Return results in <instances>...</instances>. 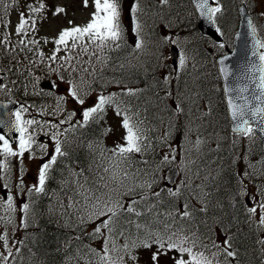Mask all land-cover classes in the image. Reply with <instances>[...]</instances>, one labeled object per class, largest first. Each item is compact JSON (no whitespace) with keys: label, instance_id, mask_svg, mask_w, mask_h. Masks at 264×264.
Segmentation results:
<instances>
[{"label":"snow or ice","instance_id":"obj_1","mask_svg":"<svg viewBox=\"0 0 264 264\" xmlns=\"http://www.w3.org/2000/svg\"><path fill=\"white\" fill-rule=\"evenodd\" d=\"M2 2V0H0ZM83 6H89V0H82ZM160 5L167 6L169 0H158ZM194 5L195 12L200 18L207 20L211 25H216L219 17L223 16L224 9L219 0H190ZM215 4V6H213ZM94 11L90 14V19L84 25H73L68 20V27L61 28L57 35L52 38L54 48L50 55L39 50V41L36 39L25 40L29 31H37V19L32 15H25L20 12L19 22L15 26V34L20 36L18 43L11 48L14 53L11 56L13 68L17 64H24L27 75H32V68L43 64L45 59L55 62H61L59 71L57 68L48 65L49 73H55L57 79L66 84L65 95L57 97V110L62 111V103L70 100L79 108H73L68 114L67 119H61L59 125L69 123L78 114L81 119L70 124L69 128H65L64 132L75 131L77 127L85 128L90 124H101L106 122L108 109L111 108L117 117H120L119 126L123 129V143H117L113 149H100V157L103 160L106 153L108 165L102 168V173H98L95 179L90 180L89 177L80 172H72L74 177L83 176V183L79 179L71 181L74 185L72 194L68 197V203L60 204L62 209L60 215L64 223L60 225L63 228L72 229L75 234L66 235L62 241H57L56 251H65L71 247L73 243L76 248L73 253L66 254L63 264H232L236 261L239 264V251L235 247L237 242L236 235H230L228 227L224 226L221 221L219 232L213 233L209 228L208 232L200 231V225L208 228L207 221L198 220L199 213H207L208 203L207 197L210 192L205 191L206 183L193 185V181L200 179V170L192 174V169L183 159L177 161L180 152L173 147L168 141L171 137L170 132H165L162 137L153 142L148 136V129L145 128V119L141 118L139 111H132L128 107H121L126 104L122 96H139L144 91L141 88H127L121 93H111L108 95L99 94L95 97L91 106L84 107L88 99H91L92 92L90 84L84 79V75L95 77L97 73L96 63L107 66L108 57L101 55L105 49H120L125 41V25L122 20L121 2L120 0H92ZM250 6V0H241L239 9L242 15H246ZM5 7H8L5 5ZM29 13H41L38 19L43 22L47 20L44 10L51 13L53 18L59 17L61 14L67 15L64 6L53 5L51 8L45 3H39L38 7H34L29 3L25 5ZM147 13L140 6V0L130 5V29L134 34V53H146L156 57V68H166L167 63H160L163 57V48L165 45H179V41L170 35L159 36L155 33V24L150 27L148 36L145 37L144 30L146 25L140 22V15ZM264 18V11L259 13ZM7 27V25H5ZM165 27L171 29L169 23ZM248 35L252 40L251 57L257 58L259 63L250 62L247 73H259L258 78L254 75H248L245 78L255 84L251 97L245 96L244 93L249 92L247 84L237 85L232 89H225V92H235L234 98L228 99V109L231 119L234 122L232 132L240 137L252 138L255 130L250 123L257 121L260 125L259 134L264 137V51L257 52V49H264V41L257 36V24L251 16H247ZM215 31L221 35V29L216 27ZM7 33L4 39L0 40V48L7 45ZM45 43L49 41L44 40ZM35 46V51L33 47ZM224 44L220 43L219 48H224ZM61 51L65 55H58ZM21 53L25 55L21 56ZM27 53H33L35 60L29 59ZM75 53V55H72ZM87 57V59H84ZM166 60L167 58L164 57ZM95 60L96 63H93ZM188 60L187 53L183 48L178 53L179 69L184 70ZM251 61V58H250ZM223 63V61H221ZM195 67V65H193ZM123 69L124 65L119 66ZM101 68V71H102ZM3 71V69H0ZM7 71L11 72L12 68ZM17 71H20L17 69ZM68 75L65 76L64 73ZM221 73L227 76V70L221 68ZM20 71V75H24ZM76 74V75H73ZM77 77L79 80H77ZM154 88L164 92L163 97L159 99H169L175 96L173 101V111L179 116L184 112V101L192 100L191 96L185 97L184 93L174 92L170 89V85L174 79L179 76H173V72H169L163 76H155ZM39 81V77L35 78ZM15 83V81H12ZM88 85V89H85ZM59 84L56 80L50 82V91L48 95H52L51 90L58 89ZM185 89H187V81H185ZM11 91L6 89L2 79H0V91ZM25 94H27V85L24 86ZM43 94V90L37 95ZM195 95V94H194ZM179 101V102H177ZM242 101V103H237ZM252 101H256L253 105ZM27 111L22 105L20 110L11 113L15 117L11 123L12 130L19 132L18 150L14 151L9 145V140L4 135H0V155L4 159H0V208L5 215L0 216V222L5 226L13 225V233L19 229H27L30 226V216L34 215L32 202L16 203L15 195L12 193V157H23L26 152H31L29 160H36L33 146L36 145L42 156L41 163L38 165L37 182L32 186L25 184L24 175L27 171L23 160L21 159L17 165L19 175L16 177L17 183L15 187L19 190V194L25 192L31 196L33 194H41L46 192V182L50 179V173L53 166L58 163V158L67 155L64 149V142L59 138L60 132L52 135L54 143L53 151L48 153V145L44 143L37 144L33 135L28 134V126L37 125L39 122L35 119L22 120L21 113ZM191 112V109H189ZM207 113H204L206 115ZM250 117V119L246 118ZM8 121L0 119V125L8 126ZM59 125L52 124L51 127L59 128ZM171 127V125H170ZM111 126L103 129V135L107 136L111 133ZM186 138V133H185ZM204 143L199 137L196 139L194 147L197 151ZM264 143V140H262ZM234 148L236 141H233ZM91 148L92 145L90 144ZM219 142L217 143V149ZM159 149V160L155 167H151L148 159H142L137 163H142L145 167H136L133 170V155L140 154L143 158L145 154L156 153ZM49 156L44 160L43 156ZM251 149L232 160V164L236 165L238 161L246 162L243 169L237 168L239 180L237 182V191L233 195L236 196L249 195L248 185L244 183L245 178L252 180L255 176H264V154L260 160L253 163L249 160ZM189 164H195V161H189ZM173 165H178V171L173 175H158L165 168L172 172ZM259 165V167H258ZM204 181H209V176H205ZM212 179H215L214 177ZM64 184L69 181L65 179ZM171 185V186H170ZM264 197V184L256 186L255 193L249 195L250 200H254L252 207H247L248 223L251 224V218L255 216L259 210L258 226L264 230V199H256V195ZM195 201V203H194ZM197 205H200L197 207ZM166 208L165 211H160ZM17 213H19V225H16ZM91 228L89 231L88 229ZM223 237V239H221ZM87 239L88 243H85ZM28 234L25 232L24 238H13L11 243L7 231L0 233V244L3 245V251L0 252V264H12L17 257L23 259L21 246L28 247ZM93 241H99V247L93 245ZM261 245V251L264 252V239L257 241ZM33 243H38V238L33 237ZM31 251V249H29ZM33 255H35L33 253ZM222 257V259H221Z\"/></svg>","mask_w":264,"mask_h":264},{"label":"trees","instance_id":"obj_2","mask_svg":"<svg viewBox=\"0 0 264 264\" xmlns=\"http://www.w3.org/2000/svg\"><path fill=\"white\" fill-rule=\"evenodd\" d=\"M17 1L19 2V0ZM132 1L134 2V0ZM143 1L141 0L140 5L144 12L147 13L146 16L157 12L153 14L154 19L150 20V22L143 14L141 15V17H145L142 18V24L146 25L143 33L145 37L148 36L150 31L148 26L153 24H155V33L157 35H166L163 27H165V21L167 24L169 18L167 20H159L160 14L158 10H149L148 5L144 4ZM182 1H184V4L179 9L184 10H179V15L176 12H171L172 14L175 13V17L179 21L175 19L169 20L172 27L171 29L168 28L169 35L176 37L182 48L188 53L190 64L187 69H179L177 73L179 79H174L169 86L177 94L184 93L185 97L191 96L192 100H195V103H192L191 100L184 101V112L182 114L178 116L173 111L175 96L172 100L159 99L158 97L164 96V92L153 87L155 76H163L170 71L173 72L168 65L167 59H164L166 57L165 54L161 57L160 63H167V67L156 68L155 56H150L146 53H134L132 51L134 34L129 27L130 23H124L126 29V42L124 45L120 49H105L101 55L109 58L107 63L109 69L112 68L111 65L116 66V72L113 69L114 79L110 82L112 85L122 88V90L127 88L144 89L139 96H122V99L126 101V104H122V107H128L132 111L140 112L141 118L145 119V128L148 129L147 134L153 142L162 137L166 131L170 132L171 137L168 142L180 152V155L177 156V161L183 159L191 167L192 174L197 169L200 170V179L194 180L193 185L206 183L205 191L211 193L206 198L208 203L207 213L197 214L198 220L204 219L208 225V228H205L201 224L200 231L206 233L210 228L215 234L219 232L220 222L222 221L224 226L228 227L229 234L237 236L235 247L240 253L238 257L239 264H264V252L261 251V245L257 242L259 239H264V230L258 226V220L255 216L251 218V224L247 222L248 214L246 208L249 206L244 196L237 195L235 200L233 199L239 180L237 168L243 169L246 162H244V165L241 164L242 167H240L239 162L233 166L228 164L232 159H236L243 152L249 151V149H251L250 161L257 162L264 153L259 146L256 149L253 146L249 148L247 143L246 146L239 144L236 136H232L229 133L220 84L213 64L214 57L210 54L205 55L206 57H197L202 52H206V47L211 43L199 35L196 30L194 14L192 10H188V1ZM32 2L33 0L29 1V3ZM49 2H52L51 5L55 4V0H49ZM123 2L126 1L123 0ZM128 4L129 2H126V5ZM225 12L226 16L223 17L222 22L230 26L236 19L235 10ZM179 16H187L186 21L184 23L180 22ZM84 59H87V57H84ZM93 63H96L95 60H93ZM137 63H140L143 67L138 68L136 66ZM121 64L124 65L123 69L119 67ZM200 64L203 66L201 70L198 69ZM96 68L95 77L84 75V79L90 84L91 91L94 89L99 91L101 82L111 75L109 70L105 71V75L104 73L101 74V64L99 63H96ZM64 75L67 76L68 73H64ZM185 81H187V89H185ZM85 87L89 90L88 85H85ZM169 101H172V104ZM189 109H191V112H189ZM204 113L207 114L204 115ZM100 137L103 138L104 135L101 128L97 125L90 124L85 128L76 129L69 141L64 144L67 155L58 158V163L53 166L50 179L46 182V192L31 196L26 192L22 194L23 203L32 202L34 215L29 218L32 226L26 230L19 229L16 233H13L14 226L9 225L11 228L8 230L10 243L13 238L22 239L25 232L28 234V247L21 246L23 259L21 260L18 256L12 264H63L66 254L74 252L75 243L67 249V252L56 251L57 241L64 240L66 235L75 234L72 229L60 227L64 223L60 215L62 211L60 204L68 203V197L72 194V188L74 187L71 181L79 179L83 183V176L74 177L72 172L83 170V175L89 177L90 180L95 179L98 173L103 174L102 170L100 172L97 171V167L100 166L101 162L102 167L108 165L107 156L109 154H106L102 160L100 153L87 148L82 141L84 138L87 141H95L100 139ZM198 137L204 141L199 151L194 147ZM78 139L80 141H77ZM233 141H236L235 148L232 146ZM218 142L219 148L217 149ZM250 142L254 145L253 141ZM257 145L258 143H256ZM98 154L99 157H97ZM142 159H148L152 162L151 167H155L159 160V149H157L156 153L149 152L145 154L143 158L140 154H134L133 170L136 167H145L142 163H137ZM189 161H195V164H189ZM176 171H178V165H173L172 172L165 168L158 175H173L175 178ZM18 175H12L11 184L13 186L18 182L16 179ZM205 176H209V181H204L203 178ZM213 177L215 179H212ZM65 179L69 181L68 184L63 183ZM3 183L5 181H0V184ZM13 191L19 194L17 188H14ZM199 206L197 205V207ZM165 210L166 208L160 209V211ZM16 215V225L18 226L19 213ZM2 226L5 228L4 224ZM88 230L90 231L91 228ZM34 236L38 238V243H33ZM85 243H88L87 239ZM92 243L94 246L99 247V241H93ZM232 264H236V261H233Z\"/></svg>","mask_w":264,"mask_h":264},{"label":"rangeland","instance_id":"obj_3","mask_svg":"<svg viewBox=\"0 0 264 264\" xmlns=\"http://www.w3.org/2000/svg\"><path fill=\"white\" fill-rule=\"evenodd\" d=\"M13 1L14 0H5V2L0 4V12H1V14H0V33L4 36L7 33V37H8L7 41L16 45L18 43L19 39L21 38L20 36L15 34V26L19 22V15L18 14L20 12H25L26 16L32 15L33 17L38 18L41 15V13H29L26 10L25 5L29 4L30 0H19L20 3L18 1L13 3ZM39 3H45L48 6V8H51L49 0H33V2L31 4H33L34 7H38ZM179 4L180 3L178 0H172V2H171L172 8H177L179 6ZM250 4L253 5L250 7L254 11L255 16L257 17V20L260 23L261 19L257 15V13L259 14L261 11H264V0H250ZM5 5H7L8 7H5ZM55 5L64 6L66 8L67 15L61 14L59 17L53 18L51 16V13L46 8L44 10V14H46L48 18H47V20H45L43 22H41L39 19L37 20V31L34 34V36L36 35L35 39L41 38V39H49L50 41H52V38L57 35L58 31L61 28L69 26L67 23L68 20H71L73 22V25H84L87 23V21L90 18L89 8L88 7L85 8L83 6L82 0H56ZM15 7L19 8V9H23V10L15 9ZM126 7L124 8V10L121 8L122 17H124L126 22H130V10H128V8H126ZM162 11L163 10L158 11V13L160 14L159 20L166 19L168 12L166 10V11H163V13H162ZM147 20H148V22H150V20H153V19L147 18ZM143 23H144V21H143ZM5 25H7V27ZM259 28L261 30H263L262 26ZM262 32L264 34V30ZM29 37H30L29 39H34L31 37V35H29ZM73 54H75V53H72V55ZM59 55H65V52L61 51L59 53ZM201 66L202 65L200 64L198 69L201 70L202 69ZM111 67L112 68L109 69L108 66H104L103 70H105V71L109 70V74H111L113 76L114 75L113 69L116 72V66L111 65ZM105 74H106V72H105ZM23 76H24V79H23L22 85L23 84L27 85V88H30V90L32 91L31 92L32 95H30V98L28 99V104H27L28 108H30V111L26 112L25 115L26 116L30 115L31 119H35L39 122L37 125H34V126L37 128L40 127V129H41L40 133L43 134L44 136L47 135L49 137V140H50L49 147H54L55 142L52 140V138H51L52 135H50V134L60 132L61 133V136L59 137L60 139L65 135L64 129H59V130H57L56 128L50 129V128H48V126L44 122L45 118L50 115V112L53 111V103L54 102L52 101L51 105L48 102H44V97H42L43 94H40V97H37L38 96L37 93H40L39 89L44 90L43 87L40 86L41 84L44 83V81H42V83H40L41 82L40 81L39 87L37 88L36 83L38 81L35 79L36 77H34V75H33V77H32V75L28 76L27 74H25ZM54 80H56L57 83L59 84V88L54 89L53 92H56L57 97L59 95H65V88L67 87V85L60 82L58 79H54ZM99 86H101V88L99 87V91L95 92V89L93 90L95 93L92 94L91 99L87 100L84 107L91 106L97 95H99V94L108 95V94L113 93L116 90L112 86V83H107L106 85H103L101 83ZM56 100H57V98H56ZM72 105H74L75 108H79L78 105H75L70 100H67V106L66 107L71 108ZM70 110L66 113V116H68V114L72 111V110L71 111ZM79 119H81V118L79 117V114H78L76 117L73 118V123H75ZM119 122H120V117H117L115 115L114 111L111 108H109L108 112H107V116H106V122L103 124H104V128L111 126L112 131L107 136H105L104 142H105L106 146L104 145V146H102V148H106V149L110 150V149H113L118 142L123 143L122 136L124 133H123V129L120 128V126H119ZM69 127H70V123H69ZM80 139L78 141H80ZM82 141L86 145L87 148H90L89 145L91 144L92 147L90 149L92 151H96V152L100 153L101 145L98 141L97 142L96 141H87L86 138L82 139ZM244 144H245V142L243 143V145ZM242 154L239 155L238 157H241ZM30 155H32V153L27 154L26 156L21 158L24 162V165L27 168V171H26L23 178L25 180V184L28 186H32L34 183L37 182V178H38L37 168H38V165L41 163V159H39V157H41V156L35 154L38 157V159L29 160ZM109 155H110V153H109ZM0 157H3V156H0ZM97 157H99V154ZM21 159H15V160H17V162L12 163V165H13L12 175L19 174L17 171V165L19 164ZM232 160L228 164L233 166V164L231 163ZM238 162L240 164V167H242L241 164L244 165V162H242V161H238ZM100 167L103 168L102 162L100 163ZM1 182H4V181H1ZM12 188H15V186ZM12 192H14V191L12 190ZM0 195H2V193H0ZM249 195H252L250 193V191H249ZM249 195H246V197H247L246 201L248 204H251L254 200H250ZM2 215H5V213L3 212L2 208H0V216H2ZM2 224H3V222H0V233H3L4 231H7V233H8L9 232L8 230H10L11 228L9 227V225H7V226H5V228H3ZM2 251H3V245L0 244V252H2Z\"/></svg>","mask_w":264,"mask_h":264},{"label":"water","instance_id":"obj_4","mask_svg":"<svg viewBox=\"0 0 264 264\" xmlns=\"http://www.w3.org/2000/svg\"><path fill=\"white\" fill-rule=\"evenodd\" d=\"M210 3H212L209 0ZM194 6V5H193ZM213 6H215L213 4ZM195 8V7H194ZM241 15V22L239 33L234 40V50L232 53L228 54L225 57L218 58L216 60V66L222 81L224 98L226 101L227 109H228V99L234 98L236 93L229 91L228 93L225 92V89H232L235 88L237 85L243 86L247 84L249 87V92L244 93L245 96L251 97L252 90L255 88V84L252 81L247 80L245 77L248 75H254V77L258 78L259 73L250 74L247 73V68L250 62L259 63L257 58L251 57V50H252V40L251 37L248 35L247 30V21L246 15ZM199 19V30L205 36L212 37L216 42H220L218 35L215 31V26L211 25L207 20L200 18L197 13ZM259 52V49H257ZM171 62L173 66L177 67L178 56L175 49H171L170 52ZM251 58V61H250ZM223 61V63H221ZM221 68H225L227 70V76L221 73ZM237 103H242V101H237ZM256 101H252L254 105ZM264 106V105H262ZM13 113L12 104L6 102H0V119L8 121V126L5 128L4 125H0V133L3 134L9 141L14 142L17 138L19 133L15 130H12L11 123L14 122L15 118L11 115ZM228 116L230 119L231 129L234 126V122L231 119V115L228 109ZM250 119V117H246ZM250 123L252 124L256 135L259 137L260 140H264V137H261L259 134L260 125L257 121H252L250 119ZM264 147V143H263Z\"/></svg>","mask_w":264,"mask_h":264},{"label":"flooded vegetation","instance_id":"obj_5","mask_svg":"<svg viewBox=\"0 0 264 264\" xmlns=\"http://www.w3.org/2000/svg\"><path fill=\"white\" fill-rule=\"evenodd\" d=\"M0 69H3V71H0V78H2V79H3V77L7 78V72L5 71V68L2 65H0ZM6 89H10L11 91H7V90L3 91V97H5L6 99H9V100H13L16 103H18V109L17 110H20L21 106L23 105L27 109V111H23L21 113V118H22V120H30L31 116L30 115H27V116L25 115L26 112L30 111V108H28V105L26 106V104H25V102H26V100L28 98V95L25 94V92L23 93L19 89H15L13 87H10L8 84L6 85ZM27 93H31V91L27 92ZM37 97H40V95H38ZM45 124L50 129L53 128V127H51L52 124H57L58 125L57 121H55L53 118L47 119ZM28 128H29V133L28 134L33 135L34 139L37 141V144H39V143L49 144L48 136L47 135L44 136L43 134L40 133V130H41L40 127L37 128L34 125H31V126H28ZM10 147H12V148L18 147V144L15 145V146H10ZM33 149H34L36 155H39V156L42 155V153L40 152L39 148L36 145L33 146ZM48 153H50V152H48Z\"/></svg>","mask_w":264,"mask_h":264},{"label":"bare ground","instance_id":"obj_6","mask_svg":"<svg viewBox=\"0 0 264 264\" xmlns=\"http://www.w3.org/2000/svg\"><path fill=\"white\" fill-rule=\"evenodd\" d=\"M136 66H138V68L143 67L140 63H137ZM137 70H139V69H137Z\"/></svg>","mask_w":264,"mask_h":264}]
</instances>
